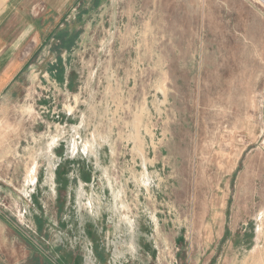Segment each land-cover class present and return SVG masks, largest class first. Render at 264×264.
Here are the masks:
<instances>
[{
  "label": "rangeland",
  "instance_id": "1",
  "mask_svg": "<svg viewBox=\"0 0 264 264\" xmlns=\"http://www.w3.org/2000/svg\"><path fill=\"white\" fill-rule=\"evenodd\" d=\"M23 6L33 30L0 99V264L264 258V3Z\"/></svg>",
  "mask_w": 264,
  "mask_h": 264
},
{
  "label": "crops",
  "instance_id": "2",
  "mask_svg": "<svg viewBox=\"0 0 264 264\" xmlns=\"http://www.w3.org/2000/svg\"><path fill=\"white\" fill-rule=\"evenodd\" d=\"M29 1L0 0V99L7 93V89L23 68L22 50L27 43L30 30H33L23 6ZM258 1L264 3V0ZM257 248L258 246L250 253L253 258H250L249 254L244 264H264L255 262L262 258L256 251Z\"/></svg>",
  "mask_w": 264,
  "mask_h": 264
},
{
  "label": "bare ground",
  "instance_id": "3",
  "mask_svg": "<svg viewBox=\"0 0 264 264\" xmlns=\"http://www.w3.org/2000/svg\"><path fill=\"white\" fill-rule=\"evenodd\" d=\"M32 171H34L33 169H32ZM36 178V177H35ZM35 184V183H34Z\"/></svg>",
  "mask_w": 264,
  "mask_h": 264
}]
</instances>
